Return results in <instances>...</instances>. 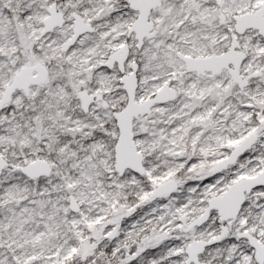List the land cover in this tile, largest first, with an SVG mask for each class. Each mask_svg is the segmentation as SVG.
Instances as JSON below:
<instances>
[{
	"label": "snow or ice",
	"instance_id": "snow-or-ice-1",
	"mask_svg": "<svg viewBox=\"0 0 264 264\" xmlns=\"http://www.w3.org/2000/svg\"><path fill=\"white\" fill-rule=\"evenodd\" d=\"M0 264H264V0H0Z\"/></svg>",
	"mask_w": 264,
	"mask_h": 264
}]
</instances>
